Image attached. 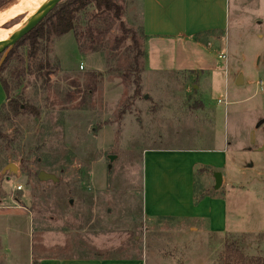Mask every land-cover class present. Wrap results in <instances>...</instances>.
I'll list each match as a JSON object with an SVG mask.
<instances>
[{
    "label": "rangeland",
    "instance_id": "374dc122",
    "mask_svg": "<svg viewBox=\"0 0 264 264\" xmlns=\"http://www.w3.org/2000/svg\"><path fill=\"white\" fill-rule=\"evenodd\" d=\"M23 1L0 0V14ZM117 3L125 25L138 31L139 0ZM243 13L239 22L231 15L223 38L200 36L201 49L159 46L137 33L144 57L134 99L132 76L107 72H126L134 55L129 40L114 46L117 22L92 45L85 37L76 44L71 33L50 37L48 58L59 69L45 80L25 75L18 89L10 83L15 114L0 94V264H264V5ZM26 51L19 47L0 76L19 60L26 65ZM223 145L224 184L214 189L212 173L200 172L195 189L225 197L228 233L210 236L185 221L142 215L144 149ZM7 164L16 172L3 173ZM41 171L57 181H39ZM229 246L242 258L229 259Z\"/></svg>",
    "mask_w": 264,
    "mask_h": 264
},
{
    "label": "crops",
    "instance_id": "0c3cea01",
    "mask_svg": "<svg viewBox=\"0 0 264 264\" xmlns=\"http://www.w3.org/2000/svg\"><path fill=\"white\" fill-rule=\"evenodd\" d=\"M258 2L264 5V0H139V27L146 39L159 46L179 45L186 51L188 46L201 49L204 45L197 41L200 36L216 33L223 38L231 15L239 22L244 8ZM0 94L6 100L1 86ZM228 146L144 149L141 154L142 215L148 220L185 221L210 236L228 233L231 226L223 195L205 196L194 203L197 170L207 169L213 178L220 173L224 184L221 172L227 162ZM141 260L40 259L34 264H137Z\"/></svg>",
    "mask_w": 264,
    "mask_h": 264
},
{
    "label": "trees",
    "instance_id": "16d2710c",
    "mask_svg": "<svg viewBox=\"0 0 264 264\" xmlns=\"http://www.w3.org/2000/svg\"><path fill=\"white\" fill-rule=\"evenodd\" d=\"M122 18L123 8L117 3V0H62L57 4V6L31 32L11 48L0 67V73H2L7 64L13 59L17 49L25 44L27 45L26 65H23V60H19L15 66L8 69L7 78L0 76V86L6 96L7 106L11 108L12 113H16V110L19 108V103L18 100H10L8 97L10 83L13 84L12 89H18L25 75H35L39 79L42 78L45 80L49 75L59 69L57 64H52L50 62L47 54L46 45L51 36L61 38L63 35L71 33L76 44L85 37L86 41L90 42L92 45L95 43L96 36H102L115 22L118 23L120 35L114 38V46L118 48L122 43L129 40L134 55L132 56L131 64L126 72L121 73L117 68H110L107 72L116 73L125 78L132 76L134 91L131 99L137 97L141 90L140 73L142 72L139 66V59L144 57V52L140 48L137 33H139L143 39H146V37L143 35L140 27L138 31L127 27ZM2 54L3 53H0V58ZM8 80L13 82H9ZM46 84L47 82H42L43 86ZM88 92L92 93L93 88H89ZM123 114L124 110L120 111L119 117ZM207 171V169L201 168L197 170L196 173H204ZM205 196H217V194H209L208 192L196 194L195 189L194 203H198ZM226 251L229 259L238 254L236 250L230 248V246ZM238 255V259H241V254Z\"/></svg>",
    "mask_w": 264,
    "mask_h": 264
},
{
    "label": "water",
    "instance_id": "95a60500",
    "mask_svg": "<svg viewBox=\"0 0 264 264\" xmlns=\"http://www.w3.org/2000/svg\"><path fill=\"white\" fill-rule=\"evenodd\" d=\"M61 1L62 0H47L45 4L24 24L22 28L12 34L0 36V44L4 45L2 52H0L3 53L2 57L0 58V67L2 66L5 57L11 48H13L15 44H17L24 36L31 32ZM236 84H240V78H238ZM146 98L147 96H144V99ZM113 160L114 157L109 156L108 161L111 163ZM108 168H110V166H108ZM16 170L17 169L13 164H7L3 169V173L5 171L15 173ZM37 179L39 181H57L54 175L43 171L38 173ZM214 182V189L219 188L221 185L220 173L214 174Z\"/></svg>",
    "mask_w": 264,
    "mask_h": 264
},
{
    "label": "bare ground",
    "instance_id": "6f19581e",
    "mask_svg": "<svg viewBox=\"0 0 264 264\" xmlns=\"http://www.w3.org/2000/svg\"><path fill=\"white\" fill-rule=\"evenodd\" d=\"M47 0H24L23 3L17 7L0 14V25L4 22L14 21L21 18L13 24L0 30V36H5L18 31L24 24L45 4ZM4 45L0 44V52H2Z\"/></svg>",
    "mask_w": 264,
    "mask_h": 264
},
{
    "label": "built area",
    "instance_id": "2783aa9c",
    "mask_svg": "<svg viewBox=\"0 0 264 264\" xmlns=\"http://www.w3.org/2000/svg\"><path fill=\"white\" fill-rule=\"evenodd\" d=\"M218 59L221 60V61H223V62H226V55H224V54H220V55H218ZM80 69H82L81 66H80ZM257 85H258L260 88H262L263 83H262V82H258ZM217 102H218V103H221V102H222L224 106L227 105L226 100H222V101H221V100L218 99ZM16 190H20V187H16Z\"/></svg>",
    "mask_w": 264,
    "mask_h": 264
}]
</instances>
